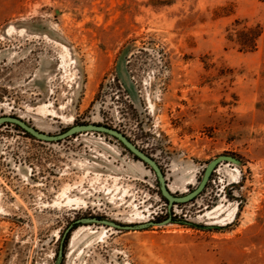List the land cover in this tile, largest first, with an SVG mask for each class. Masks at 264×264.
Masks as SVG:
<instances>
[{
  "label": "rangeland",
  "instance_id": "obj_1",
  "mask_svg": "<svg viewBox=\"0 0 264 264\" xmlns=\"http://www.w3.org/2000/svg\"><path fill=\"white\" fill-rule=\"evenodd\" d=\"M7 114L46 133L114 127L175 194L216 156L239 160L175 221L71 226L60 264H264V0H0ZM91 216L160 222L167 201L112 136L45 142L0 125V264H55L65 229Z\"/></svg>",
  "mask_w": 264,
  "mask_h": 264
},
{
  "label": "water",
  "instance_id": "obj_2",
  "mask_svg": "<svg viewBox=\"0 0 264 264\" xmlns=\"http://www.w3.org/2000/svg\"><path fill=\"white\" fill-rule=\"evenodd\" d=\"M4 123L17 125L24 132L28 133L30 136L41 141H49V142L60 141L75 134L81 132H89V131L105 133L109 136H112L116 140L120 141L124 145V147L132 153L133 156H135L139 161H141L143 164L148 166L154 172L157 179L160 194L167 201V217L160 222L147 220L145 222L121 223L115 220H111L104 217H98V216L79 217L73 220L72 223L65 229L64 233L62 234V239L57 252L55 264H60L62 257V250H63L62 242L71 226L80 223H98L117 230H135V229H143L154 224L161 225L171 221H175V219L172 218V209L175 204L188 202L193 198H195L197 195H199L202 192V190L205 188L212 171L220 162L228 161L237 164L239 161L236 157L229 154H220L216 156L215 158L207 162L203 170L202 176L194 188H192L191 190L185 193L175 194L172 191H170V189L168 188L164 173L161 167L159 166V164L157 163V161L152 156L148 155L146 152L140 149L124 133H122L118 129H115L114 127L101 123L85 122V123L72 124L58 133H46L39 130L36 126L23 120L21 117L9 115V114L0 115V125Z\"/></svg>",
  "mask_w": 264,
  "mask_h": 264
},
{
  "label": "trees",
  "instance_id": "obj_3",
  "mask_svg": "<svg viewBox=\"0 0 264 264\" xmlns=\"http://www.w3.org/2000/svg\"><path fill=\"white\" fill-rule=\"evenodd\" d=\"M6 124H9V123H6ZM15 127H17V128H19L20 130H22L20 127H18L17 125H14ZM23 131V130H22ZM24 132V131H23ZM25 134H27L28 136H30L28 133H26V132H24ZM100 133V132H99ZM103 134H105V133H103ZM107 135V134H106ZM109 136V135H108ZM32 137V136H31ZM114 138V137H113ZM115 139V138H114ZM116 140V139H115ZM116 141H118V140H116ZM120 144H121V146L124 148V150H126L129 154H131L132 155V153L128 150V149H126L125 147H124V145L120 142V141H118ZM133 156V155H132ZM134 158H136L135 156H133ZM137 159V158H136ZM157 185H158V183H157ZM161 195V194H160ZM198 196V195H197ZM196 196V197H197ZM162 197V196H161ZM195 197V198H196ZM163 198V197H162ZM163 199H165V198H163ZM194 199V198H193ZM192 199V200H193ZM191 201V200H190ZM189 202V201H188ZM186 203V202H185ZM180 222L181 223H185V224H189V225H192V226H195V224H193V223H188V222H184V221H182V220H180ZM197 226V225H196Z\"/></svg>",
  "mask_w": 264,
  "mask_h": 264
},
{
  "label": "bare ground",
  "instance_id": "obj_4",
  "mask_svg": "<svg viewBox=\"0 0 264 264\" xmlns=\"http://www.w3.org/2000/svg\"><path fill=\"white\" fill-rule=\"evenodd\" d=\"M66 200L69 201V202L72 201V199H71L70 197H68ZM76 200H77V199H76ZM76 200H75V201H76Z\"/></svg>",
  "mask_w": 264,
  "mask_h": 264
},
{
  "label": "flooded vegetation",
  "instance_id": "obj_5",
  "mask_svg": "<svg viewBox=\"0 0 264 264\" xmlns=\"http://www.w3.org/2000/svg\"><path fill=\"white\" fill-rule=\"evenodd\" d=\"M41 141V140H40ZM45 142H49V141H45ZM54 142V141H53ZM55 142H57V141H55Z\"/></svg>",
  "mask_w": 264,
  "mask_h": 264
}]
</instances>
